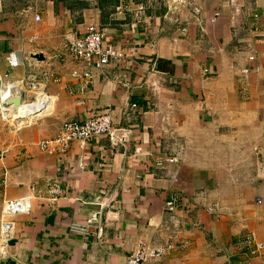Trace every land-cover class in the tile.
I'll use <instances>...</instances> for the list:
<instances>
[{
  "label": "crops",
  "instance_id": "0c3cea01",
  "mask_svg": "<svg viewBox=\"0 0 264 264\" xmlns=\"http://www.w3.org/2000/svg\"><path fill=\"white\" fill-rule=\"evenodd\" d=\"M185 1L119 0L103 13L99 0H0L2 85L28 105L43 93L54 100L22 129L0 114V242L5 202H33L29 215L11 221L12 259L126 264L142 245H171L146 264H264V254L250 257L240 245L249 232L264 243V183L233 175L216 149L245 139L247 128L264 143V0ZM90 25L105 30L124 59L103 69L74 63L68 46ZM75 69L92 73L88 89L72 78ZM101 114L112 117V139L74 143L66 154L41 151L65 122ZM173 137L183 159L159 170L157 161L176 151ZM54 184L62 190L56 201L48 193ZM98 212V235L72 232Z\"/></svg>",
  "mask_w": 264,
  "mask_h": 264
},
{
  "label": "built area",
  "instance_id": "2783aa9c",
  "mask_svg": "<svg viewBox=\"0 0 264 264\" xmlns=\"http://www.w3.org/2000/svg\"><path fill=\"white\" fill-rule=\"evenodd\" d=\"M171 5L182 6L187 4L185 0H167ZM127 8V6H126ZM120 7L117 12H122L126 9ZM193 12L195 16H201V9L194 5ZM137 18H141L145 15V7L138 6L134 12ZM218 13L216 17H219ZM37 23L41 22V17L37 15L35 17ZM107 33L97 25H90L85 31V35L82 38L71 41L68 46L70 57L74 63H80V65H86L90 68L103 69L110 65L114 61H120L124 59V53L117 50L112 45L106 43ZM250 60H254L251 57ZM9 63L12 68H17L20 65L19 59L16 54L9 55ZM8 78V76L6 77ZM72 78L84 82V89H88L87 86L93 83L94 77L91 72H81L75 69L72 72ZM248 79V76L246 77ZM17 90L13 85H2L0 89V114L5 120H12L15 122L16 127L21 128L24 125V120H29V117L19 115V111L14 106H9L8 102L14 99L17 95ZM26 103V102H25ZM24 103V104H25ZM54 100L43 93L36 101L29 104L34 107L36 113L31 116H39L44 112H48L52 108ZM28 105V104H27ZM14 112H16L14 114ZM34 120V118H33ZM108 136L111 139L114 137L113 122L110 114L98 115L85 123L65 122L57 136L52 140L43 141L40 144L42 152L48 155L66 154L72 144L80 143L85 145L91 141L102 137ZM176 151L174 153H166L156 163V167L159 170H166L172 165L179 164L184 156L185 147L179 138L173 137ZM255 151L259 156L258 173L262 177L264 175V155L260 148L256 147ZM178 181V180H177ZM48 193L52 194L53 201L62 194V190L59 184L51 185L48 189ZM178 197L174 196L171 201L166 204V211L174 214L177 210ZM259 204V202H258ZM33 210V202L31 198H25L20 200L6 201L2 211V237L0 242V254L6 251L9 241L13 240V225L11 221L20 215H29ZM210 214L217 212V207H213L208 211ZM92 228V229H91ZM101 229V213H95L94 216L83 226L73 225L72 232L79 235H90L91 232L98 235ZM241 247L247 251L250 257H259L264 254V243L258 241L257 235L254 232L246 233L240 241ZM172 248L168 246H156L142 245L135 250L128 258L126 264H146L148 262H158L163 259Z\"/></svg>",
  "mask_w": 264,
  "mask_h": 264
},
{
  "label": "rangeland",
  "instance_id": "374dc122",
  "mask_svg": "<svg viewBox=\"0 0 264 264\" xmlns=\"http://www.w3.org/2000/svg\"><path fill=\"white\" fill-rule=\"evenodd\" d=\"M41 117V116H40ZM31 121L24 120V125L22 128L26 127ZM237 132V131H235ZM247 137L241 139L240 141L235 140L233 142H219L216 145L217 153L223 154L224 163L228 165L233 175L235 173L243 174L247 177L246 179L252 180L253 178L264 183V175L259 176V156L257 155L255 148L261 149L264 155V143H257L252 141L253 131L246 129ZM249 134V135H248ZM240 177V175H235Z\"/></svg>",
  "mask_w": 264,
  "mask_h": 264
},
{
  "label": "water",
  "instance_id": "95a60500",
  "mask_svg": "<svg viewBox=\"0 0 264 264\" xmlns=\"http://www.w3.org/2000/svg\"><path fill=\"white\" fill-rule=\"evenodd\" d=\"M34 58L38 61H44L45 60V58L42 54L35 55ZM1 87H2V82L0 81V89H1ZM24 103H25L24 96L18 95L17 97H15L11 101H9L8 105L14 106L17 109L18 107H20ZM16 243H17L16 240H11V241H9L8 246H10V247L14 246V245H16ZM1 256H2L1 260H2L3 264H21V263L17 262L16 260L12 259L8 255L7 251H3Z\"/></svg>",
  "mask_w": 264,
  "mask_h": 264
},
{
  "label": "bare ground",
  "instance_id": "6f19581e",
  "mask_svg": "<svg viewBox=\"0 0 264 264\" xmlns=\"http://www.w3.org/2000/svg\"><path fill=\"white\" fill-rule=\"evenodd\" d=\"M17 110L19 111L20 116L24 115V117H29L30 120L35 118V117H38V116H34V117L31 116L32 114H35L36 111H35L34 107H31L27 104H22L20 107L17 108ZM15 113L16 112H14V114Z\"/></svg>",
  "mask_w": 264,
  "mask_h": 264
},
{
  "label": "trees",
  "instance_id": "16d2710c",
  "mask_svg": "<svg viewBox=\"0 0 264 264\" xmlns=\"http://www.w3.org/2000/svg\"><path fill=\"white\" fill-rule=\"evenodd\" d=\"M119 2V0H99V5L101 7L102 12L104 13V10L106 7H109L111 5H115Z\"/></svg>",
  "mask_w": 264,
  "mask_h": 264
}]
</instances>
